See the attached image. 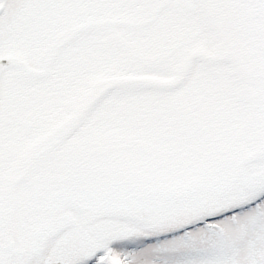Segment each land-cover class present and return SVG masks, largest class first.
<instances>
[{
  "label": "snow or ice",
  "instance_id": "obj_1",
  "mask_svg": "<svg viewBox=\"0 0 264 264\" xmlns=\"http://www.w3.org/2000/svg\"><path fill=\"white\" fill-rule=\"evenodd\" d=\"M0 264H264V0H0Z\"/></svg>",
  "mask_w": 264,
  "mask_h": 264
}]
</instances>
